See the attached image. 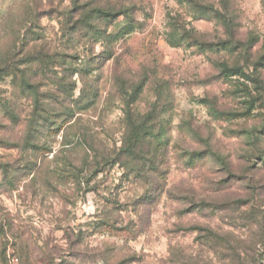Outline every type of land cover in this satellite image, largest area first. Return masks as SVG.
<instances>
[{
	"label": "rangeland",
	"instance_id": "obj_1",
	"mask_svg": "<svg viewBox=\"0 0 264 264\" xmlns=\"http://www.w3.org/2000/svg\"><path fill=\"white\" fill-rule=\"evenodd\" d=\"M263 211L264 0H0V264L264 263Z\"/></svg>",
	"mask_w": 264,
	"mask_h": 264
},
{
	"label": "trees",
	"instance_id": "obj_2",
	"mask_svg": "<svg viewBox=\"0 0 264 264\" xmlns=\"http://www.w3.org/2000/svg\"><path fill=\"white\" fill-rule=\"evenodd\" d=\"M222 2L225 3L226 0H222ZM222 71H223V73H229L230 69L227 66L223 65L222 66ZM223 115H226V114L224 113ZM143 124L141 126H143ZM141 129H143V128H141ZM139 131H140V128L137 129L136 133H138ZM137 137H139V138H137L138 141H140V142L145 141V138L142 137V136H138V134H137ZM236 203L237 204L239 203L240 205H243L245 202L243 200L238 199V200H236ZM228 205H229V203H228ZM224 207H226V206H221V209H223ZM249 217H250V219H253L254 221H258V217H260V212L254 210L253 214L251 216H249ZM209 237H211L210 240H212V241L213 240H219L220 242H223L222 244L227 246V247H225V250L228 252L227 256H229V258H230L229 262H235L237 264H246V263L247 264H264V263H261L260 260H256L254 258H251V260H249L247 254H245V252L242 253V252L238 251L237 248L234 247V246L231 247L230 244H229V240H228L229 238L220 237V236L216 235V233H214L212 231L210 232V236Z\"/></svg>",
	"mask_w": 264,
	"mask_h": 264
}]
</instances>
